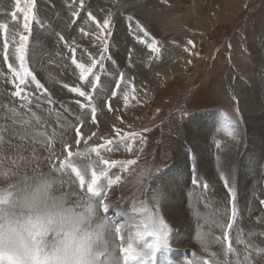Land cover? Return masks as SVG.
I'll return each mask as SVG.
<instances>
[{
	"label": "rangeland",
	"instance_id": "rangeland-1",
	"mask_svg": "<svg viewBox=\"0 0 264 264\" xmlns=\"http://www.w3.org/2000/svg\"><path fill=\"white\" fill-rule=\"evenodd\" d=\"M222 1L0 0V143L8 128L2 123L5 114L23 128L31 124L32 119L38 121L44 116L32 123L46 130L49 138L44 140L60 148L58 159L46 169H60L63 161L65 167L61 171L76 182L81 192L87 191L92 173H96L94 187L103 190L93 199L97 202L103 199L109 206L107 212L102 207L101 211L113 225L120 264H124L121 247L127 249L128 243L135 239L134 234L142 230L140 222L147 221L149 216L153 222L157 220V225L162 221L164 230H169L167 248L158 250L153 258L129 260L128 264H191L193 257L198 255L203 258L196 264H214L213 260L220 258L223 248L229 255L228 261L241 262L242 259L240 264H264V236L252 240L242 222L252 204L256 205L254 212L260 210L264 218V154L261 153H264V142L261 148L254 147L244 113L237 106L240 92L250 91L255 93L264 109V0H240L229 20L200 30L199 23L213 18V9L217 10ZM109 16V27L104 28ZM25 24H28L27 29ZM22 36L28 39L23 50L18 51ZM93 59L97 62L95 67ZM181 63L184 67L179 73L150 89V79L156 72ZM77 64L92 68L85 81L80 80ZM96 77H100V86L94 90L92 84ZM72 88L85 91L91 100L72 92ZM3 102H8L7 106ZM31 112L38 113L35 114L40 118ZM75 114L84 118L79 119L81 124L79 120L76 122ZM47 117L49 123L44 121ZM73 123L95 137L94 143L84 139V135L76 136L77 132L72 133L76 136L74 140L68 130ZM189 133L200 137L202 144L207 143L209 159L197 155L186 135ZM55 137L59 138L54 142ZM59 142L65 144L62 146ZM84 148L89 150V155L77 157ZM225 152L235 157L236 164L232 168L225 164L222 155ZM253 153L258 154L257 159H261L263 165L255 171V176L243 168V164L251 161ZM1 160L4 161V156ZM3 163L8 167L6 161ZM68 165L80 170L83 167L85 184L82 190ZM109 180L112 181L110 185ZM178 190L189 204L192 193L210 194L214 209L218 208L226 216L227 223L220 232L222 236H213L212 246L210 242L206 244L210 247L209 254L207 247V254L204 248L199 249L203 254L192 248L189 237L192 228L183 225L181 230L162 213L171 209L165 201ZM219 194L218 199L215 196ZM154 199L160 200L158 204ZM230 222L231 228L228 227ZM117 226L121 227L119 233ZM218 227L216 225L215 229ZM153 239L144 237L148 242ZM134 247L144 251L135 244Z\"/></svg>",
	"mask_w": 264,
	"mask_h": 264
},
{
	"label": "clouds",
	"instance_id": "clouds-1",
	"mask_svg": "<svg viewBox=\"0 0 264 264\" xmlns=\"http://www.w3.org/2000/svg\"><path fill=\"white\" fill-rule=\"evenodd\" d=\"M93 197L59 168L0 162V264H120L113 225Z\"/></svg>",
	"mask_w": 264,
	"mask_h": 264
},
{
	"label": "bare ground",
	"instance_id": "bare-ground-1",
	"mask_svg": "<svg viewBox=\"0 0 264 264\" xmlns=\"http://www.w3.org/2000/svg\"><path fill=\"white\" fill-rule=\"evenodd\" d=\"M240 0H224L221 2V5L217 8V10L212 11V17L213 18H210L209 16V19H203L202 22L199 23L198 25V28L200 30H203V29H206L212 25H214L215 23H221V22H225L227 20H229L230 17H232V15L235 13L234 11L237 9V6H238V3H239ZM216 5V4H214ZM239 8V7H238ZM198 13V12H197ZM199 14V13H198ZM197 14V15H198ZM203 14V13H202ZM201 15V14H200ZM199 15V17H200ZM195 16V15H194ZM207 17V18H208ZM203 18V17H202ZM206 18V17H205ZM201 20V19H199ZM120 38V37H119ZM42 56V55H41ZM46 63V62H45ZM66 63V62H65ZM48 64V63H47ZM60 64V63H59ZM182 64V65H181ZM180 65H175V66H167L164 70H160L158 72L155 73V75L153 76V78L151 77L150 79V84H151V88L150 89H155L157 87L160 86L161 83H163L164 81H166L169 77L173 76L174 74H177L181 71V69H183L184 67V64L181 63ZM36 65V64H35ZM55 65V64H54ZM40 66V64L38 65ZM46 66V65H45ZM44 67V66H43ZM38 68V67H37ZM40 68V67H39ZM38 68V69H39ZM49 68V67H48ZM47 68V69H48ZM61 69V68H60ZM44 72V71H43ZM55 73V72H54ZM65 74H67L65 72ZM48 75V74H47ZM46 76V75H45ZM67 76V75H66ZM48 77V76H47ZM47 77H45L46 81L48 80ZM57 77V76H56ZM48 78H52L51 76L48 77ZM70 78V77H69ZM68 78V80H70ZM58 79V78H57ZM65 79V78H64ZM63 79V80H64ZM67 79V78H66ZM44 80V79H43ZM42 80V81H43ZM44 80V81H45ZM50 80V79H49ZM67 80V82H68ZM53 81V80H51ZM58 81V80H56ZM66 81V80H65ZM1 83V82H0ZM52 83V82H51ZM55 83V82H53ZM52 83V84H53ZM3 84V83H2ZM50 84V83H49ZM70 85V84H69ZM49 86V85H48ZM1 87V85H0ZM59 87L56 85V88ZM50 88V87H49ZM62 90V89H61ZM61 90H60V94L61 93ZM251 90V89H250ZM53 91V90H52ZM1 92V91H0ZM65 92V91H64ZM104 93V91H103ZM263 93V92H262ZM2 93H0L1 95ZM59 94V95H60ZM65 94V93H64ZM107 95V93H106ZM3 97V96H1ZM63 98V96H61ZM108 97V96H107ZM106 97V98H107ZM150 97V94L148 96V98ZM240 97H241V100H240V103L237 104V106L241 107V112L244 113V120L247 124V127L249 129V136H250V139L253 140L252 142H254V147L258 148L260 147L261 143L264 142V109H263V105H262V102L259 101V99H257V96L255 95V93L253 92H243L241 91L240 92ZM41 98V97H40ZM45 98V97H43ZM68 98V97H67ZM105 98V99H106ZM121 98V96H120ZM141 98V97H140ZM1 99V98H0ZM3 99V98H2ZM7 100V98H5ZM4 99V100H5ZM42 99V98H41ZM116 99V98H115ZM124 98H122V101H123ZM146 99V98H145ZM262 99V98H261ZM5 100V101H6ZM10 101V99H8ZM45 100V99H43ZM41 101V100H40ZM46 101V100H45ZM1 102V100H0ZM39 102V100L37 101ZM42 102V101H41ZM120 102V101H119ZM5 102H3V105H4ZM7 103L6 102V106H7ZM43 103V102H42ZM65 103V102H64ZM117 103V102H116ZM10 104V103H9ZM40 104V103H39ZM61 104V103H60ZM112 104V103H111ZM65 105V104H63ZM0 106L2 107V105L0 104ZM9 107H11V105H8ZM66 106V105H65ZM115 106V105H114ZM0 107V108H1ZM4 107V106H3ZM72 107V106H71ZM5 110H6V107H4ZM68 108V107H67ZM36 109V107H35ZM63 109V108H62ZM34 110V109H32ZM40 110V109H39ZM55 110V108H54ZM57 110V109H56ZM243 110V111H242ZM36 111H38V108L36 109ZM52 111V110H51ZM2 112V111H1ZM0 112V113H1ZM75 113V111H72ZM32 113V112H31ZM30 113V114H31ZM34 114L36 112H33ZM32 113V114H33ZM40 113V112H39ZM43 113V112H42ZM50 113V112H49ZM60 113V112H59ZM77 113V111H76ZM108 114V112H106ZM2 114V113H1ZM0 114V115H1ZM9 114V113H8ZM38 115V113H36ZM35 114V115H36ZM57 114V113H56ZM78 114V113H77ZM36 115V116H37ZM50 115V114H49ZM52 115V114H51ZM68 115V114H67ZM110 115V114H109ZM31 116V115H29ZM40 116V115H39ZM48 116V115H47ZM59 116V115H58ZM70 118H71V114L69 115ZM75 116H77V119H76V122L77 120H79L82 116H80V118L78 117V115L75 114ZM108 116V115H107ZM9 117L10 116H7L5 114V116H3V120H2V123L8 127L6 129V132H4L2 135H3V143L1 144L0 143V162L2 161V163L4 161H6L8 164V167H11V168H17V167H20V166H24L25 164H28L30 165L31 167L33 168H40V169H44V170H47L46 167H51L53 162H54V159L55 161L58 159L57 158V155H58V151L60 148H58V145L56 146V144H54L53 142L51 141H48V140H44L46 138H49V137H46V130L41 126H37L39 124H34L32 123L33 120L35 119H32L31 121V124H29L27 127H22V126H19L18 124H16V121L15 119H12L10 117V120H9ZM38 117V116H37ZM46 117V116H45ZM31 119V117H29ZM35 118V116H34ZM40 118V117H38ZM37 118V119H38ZM44 118V116L42 117ZM40 118V119H42ZM60 119V116L58 117ZM83 118V117H82ZM38 119V121L40 120ZM61 119H64L61 118ZM72 119V118H71ZM75 119V118H74ZM84 119V118H83ZM89 119V118H88ZM82 120V119H81ZM87 120V119H86ZM37 121V120H35ZM37 121V122H38ZM43 120H41L40 122H42ZM45 123H47L48 121H50V118L47 117L46 120H44ZM68 121V120H67ZM72 121V120H71ZM83 122V121H82ZM86 122V121H85ZM30 123V122H29ZM49 123V122H48ZM80 123V120L78 121V124ZM84 123V122H83ZM97 122H94L93 124H95ZM100 123H103V122H100L99 121V124ZM43 124V123H42ZM78 124L77 123H73L72 126H70V128H68V130L70 131V133H74V132H77L76 133V136L78 135L80 137V135H84V139H86L88 142H93L94 143V140H95V137L93 138V136L91 134H86L84 132V129L82 130V128L80 129V127H78ZM81 124V123H80ZM60 125V124H59ZM243 125V124H242ZM47 125H45L46 127ZM49 126V125H48ZM54 126V125H53ZM1 127V126H0ZM56 127V126H54ZM103 127V125L101 126ZM2 128V127H1ZM47 128V127H46ZM62 128V127H61ZM91 128V127H90ZM94 128V127H93ZM104 128V127H103ZM101 128V129H103ZM5 129V128H4ZM50 129V127H49ZM55 129V128H53ZM96 130V128H94ZM100 129V128H99ZM97 128V130H99ZM100 129V130H101ZM244 129V128H243ZM2 131V129H0ZM105 130V129H104ZM58 131V130H57ZM102 131V130H101ZM110 131V129H109ZM112 131V130H111ZM245 131V130H244ZM98 132V131H97ZM241 132V131H240ZM109 133V132H108ZM55 134H58L55 132ZM111 134V133H110ZM193 134V133H192ZM51 135V134H50ZM53 135V134H52ZM64 135V134H63ZM73 135V134H72ZM96 135V134H95ZM188 136V140L191 142L192 146H194V149L196 150L195 152L197 153V155L204 157L207 159H209V155H208V145H206L207 143L204 141V144H202V139L200 138H197L195 137L194 135H191V133L189 134H186ZM49 136V135H48ZM56 136V135H55ZM59 136L61 137L60 133H59ZM75 135H73V139L74 137H76ZM1 137V136H0ZM70 137V136H69ZM59 138V137H58ZM58 138H50L52 139V141L57 140ZM72 138V137H71ZM197 138V139H196ZM244 138V137H243ZM83 139V140H84ZM44 140V141H43ZM67 140V138H66ZM69 140V138H68ZM76 140V138L74 139ZM101 140V139H100ZM210 140V139H209ZM44 142V143H43ZM55 142V141H54ZM65 142V141H64ZM70 142V140H69ZM75 142V141H74ZM77 142V141H76ZM208 142H212V141H208ZM5 143V144H4ZM60 143V142H59ZM71 144H74L71 140L70 142ZM78 143V142H77ZM245 143V142H244ZM42 144L44 147H42ZM62 144H65V143H60ZM76 144V143H75ZM80 144V142H79ZM78 145V144H77ZM61 146V147H62ZM74 147V145L72 146ZM71 147V148H72ZM79 147V146H78ZM213 148V146H212ZM211 148V150H212ZM250 148V147H249ZM251 148H253L251 146ZM261 148V147H260ZM254 150V148H253ZM263 150V148L261 149V151ZM62 152V151H61ZM217 152V151H216ZM262 154H264L263 152H261ZM216 155V154H215ZM222 155H224V159H225V164L228 166V167H231L234 166L236 163L234 162V158L232 155H229L227 154V152L223 153ZM221 155V157H222ZM258 155V154H257ZM257 155H255L254 153L250 156V162L248 164H243V168L244 170L247 172V171H250V175H254L255 176V171H258L257 169H259L260 167H262L263 165H261V159L258 160L257 159ZM2 156H4V161L1 160ZM261 156V155H260ZM182 157V156H181ZM222 157V158H223ZM61 158V157H60ZM200 158V157H199ZM62 159V158H61ZM60 159V161H61ZM88 159V158H87ZM205 159V160H206ZM58 161V162H60ZM77 161V160H76ZM75 162V161H74ZM82 162V161H81ZM92 162V161H91ZM257 162V163H256ZM57 163V162H56ZM78 163V162H76ZM85 163V162H84ZM5 164V163H4ZM90 164V162H89ZM221 163L218 164V166H221L220 165ZM78 165V164H77ZM80 163H79V167H80ZM181 165V164H180ZM238 165V164H237ZM203 166V165H202ZM261 170V169H260ZM209 172V171H208ZM218 174V173H217ZM262 178V177H261ZM253 180V179H252ZM258 181V180H257ZM213 183V182H212ZM214 184V183H213ZM254 184V183H253ZM256 185V184H255ZM213 187L215 189H218L220 190V188L218 186H214ZM250 187V186H249ZM160 188V187H159ZM176 188V187H175ZM222 188V187H221ZM252 189V187H250ZM260 188V187H259ZM195 189V188H194ZM213 189V188H212ZM175 190V189H174ZM197 190V189H196ZM217 190V191H218ZM179 191V190H178ZM176 192L173 196H170V200H166V204L167 205H171V209H166L165 211L161 205L163 204H159V206H161L162 210V213L163 215L166 217V218H169L171 220H173L174 224L179 227V229L181 228V230L183 229L182 226L185 225V226H188L191 230H194V227L197 228L195 229L194 231H190L189 233V237H190V240H191V246L192 248L196 249V250H199V249H203L204 248V253L208 254L210 253L209 252V249L210 247L209 246H206V244L208 245L209 242H210V245L212 244V237L213 236H217L218 238H220V236H222L220 234L221 230L225 227L226 223H227V219L224 217L223 213L221 211L217 209H214L215 207L212 206V203L210 201V194L206 193V192H203V193H200L199 191L195 192V193H192L189 195V200H192L191 203L189 204L188 202H186L183 198H182V195L180 194V191L179 192ZM212 191H215V190H212ZM242 191V190H241ZM258 191V190H257ZM210 192V191H208ZM219 192V191H218ZM249 192V191H248ZM254 192V191H252ZM161 193V192H160ZM190 193V192H189ZM251 193V192H250ZM249 193V195H250ZM173 194V193H172ZM214 194V193H213ZM245 194V193H243ZM248 193H246L247 195ZM254 194V193H253ZM256 194V193H255ZM263 194V193H262ZM164 195V194H163ZM215 195V194H214ZM242 195V194H241ZM248 195V196H249ZM221 194H219L218 196H215L216 198H220ZM224 196V195H223ZM226 196V195H225ZM168 197V196H167ZM238 197V196H237ZM236 197V198H237ZM157 199L158 196H156ZM188 198V197H187ZM223 198V197H221ZM212 199V198H211ZM156 200V199H154ZM215 200V199H214ZM245 200V199H244ZM253 200V199H252ZM157 201V203H156ZM155 201V204H158V201L160 200H156ZM185 201V202H184ZM219 201V200H218ZM251 201V200H250ZM249 201V202H250ZM163 202V201H162ZM255 202V201H254ZM220 203V204H219ZM218 206H221L222 202H219ZM256 203V202H255ZM236 204V202H235ZM165 205V204H164ZM224 206V205H223ZM244 206V205H243ZM256 206V205H255ZM255 206L252 204L250 205L246 212L248 211L249 213H246L244 215V218H242V222H243V226L245 227L247 233H248V236L250 238H252V240H254V238H258V239H262L263 236H264V218H262V214H259L260 210H258L257 212H254V208ZM245 207V206H244ZM220 208V207H219ZM227 208V207H226ZM256 209V208H255ZM174 210V211H173ZM244 210V211H245ZM263 211V210H262ZM263 213V212H262ZM264 214V213H263ZM229 215V214H228ZM158 216V215H157ZM204 217V220L201 219V217ZM161 217V216H160ZM165 218V219H166ZM229 218V217H228ZM161 219V218H160ZM239 221H240V218H238ZM164 220V219H163ZM157 221V220H156ZM155 221V222H156ZM153 222V221H152ZM154 222V223H155ZM238 222V221H237ZM159 223L158 222V225L156 223L157 226H159ZM211 223V224H210ZM240 223V222H239ZM167 223H165L166 225ZM164 225V224H163ZM218 227V225L220 227L216 228L215 227ZM238 225V224H237ZM168 226H169V223H168ZM242 226V225H241ZM170 227V226H169ZM176 228V227H175ZM186 229V227H185ZM244 229V228H243ZM177 230V229H176ZM226 230V229H225ZM235 230V229H234ZM237 230V229H236ZM239 230V229H238ZM166 231V230H165ZM169 231V230H168ZM166 231V232H168ZM240 231V230H239ZM192 232V233H191ZM225 232V231H224ZM223 232V233H224ZM241 232V231H240ZM170 233V232H168ZM183 233V231H182ZM187 233V232H186ZM126 234V233H125ZM220 234V235H219ZM231 232L229 233V236H230ZM245 234V233H244ZM243 234V235H244ZM168 235H171V234H168ZM127 236H128V233H127ZM240 236V235H239ZM245 236V235H244ZM130 237V236H128ZM175 238V236H173ZM183 238H185L186 236H182ZM193 237V238H192ZM168 238V237H167ZM173 238V239H174ZM214 238V237H213ZM234 238V237H233ZM232 238V240H233ZM236 238V237H235ZM193 239V240H192ZM215 239V238H214ZM126 240V238H125ZM175 240V239H174ZM246 240V239H245ZM181 241V240H180ZM219 241V240H217ZM249 241V240H248ZM238 242V241H237ZM243 242V241H242ZM246 242V241H245ZM251 242V241H250ZM259 242V241H258ZM262 242V240H261ZM218 243V242H216ZM216 248L218 247V244H216ZM248 242H246L247 244ZM238 244V247L239 246V243ZM236 244V245H237ZM256 244V243H255ZM214 245V244H213ZM223 245V244H222ZM242 245V244H241ZM249 245V244H248ZM212 246V245H211ZM224 246V245H223ZM243 246V245H242ZM241 246V248H242ZM254 246V245H253ZM208 248L207 252L205 250V248ZM214 247V246H213ZM215 248V250H216ZM251 248H254V247H251ZM250 248V249H251ZM257 248V247H256ZM259 248V247H258ZM222 249V248H221ZM246 249V248H245ZM167 250V249H166ZM213 250V249H212ZM218 251L220 250L217 249ZM259 252L262 251V250H259L257 249ZM142 251V250H141ZM140 251V252H141ZM160 251V250H159ZM190 251V250H189ZM200 251V250H199ZM214 251V250H213ZM212 251V252H213ZM237 251H238V248H237ZM240 251V250H239ZM256 251V250H254ZM203 252L200 251V253L203 254ZM224 254H223V253ZM241 252V251H240ZM250 252V251H249ZM248 252V253H249ZM214 253V252H213ZM218 253V252H216ZM219 253H221L219 256L220 258L216 261L215 259L213 260L216 264H240L242 262V259L239 260L241 262H232V261H228L229 259V255L227 253V250L226 248L222 251H220ZM218 253V254H219ZM254 252L252 251L251 255L254 257L256 255L253 254ZM262 253V252H261ZM196 254V253H195ZM194 254V255H195ZM244 254V253H243ZM247 254V253H246ZM250 254V253H249ZM193 255V254H192ZM198 255V254H197ZM257 255H260V254H257ZM263 255V254H262ZM204 256V255H203ZM207 256V255H206ZM204 256V257H206ZM211 256V255H210ZM195 257V258H194ZM193 257V262L191 264H196V263H200L199 260H201L203 257H201V255H198L197 257L194 256ZM213 256H211L212 258ZM231 257V256H230ZM234 257V256H233ZM242 257V256H240ZM263 257V256H262ZM148 258V257H146ZM153 258V257H152ZM191 258V257H190ZM214 258V257H213ZM224 258L225 260L223 261ZM248 258V257H247ZM255 258V257H254ZM264 258V257H263ZM150 259V258H149ZM244 259V258H243ZM257 259V258H256ZM153 260V259H152ZM233 260V259H232ZM255 260V259H254ZM264 261V259H263ZM251 262V261H250ZM258 262V260H257ZM214 263V264H215ZM259 263V262H258ZM150 264V263H149ZM244 264V263H243ZM257 264V263H256ZM263 264V262H262Z\"/></svg>",
	"mask_w": 264,
	"mask_h": 264
},
{
	"label": "snow or ice",
	"instance_id": "snow-or-ice-1",
	"mask_svg": "<svg viewBox=\"0 0 264 264\" xmlns=\"http://www.w3.org/2000/svg\"><path fill=\"white\" fill-rule=\"evenodd\" d=\"M110 19H111V16H109L108 19H105L104 25H103L104 28L109 27ZM24 27H25V29H27L28 24H25ZM138 27H139V25H138ZM141 31H143V29H141ZM109 35H110V33H109ZM145 36H147V33H145ZM27 39H28L27 36L21 37V48L18 49V51L23 50L24 42L27 41ZM149 47H153V45H149ZM19 58L21 60L24 59L23 56H21ZM73 63H75V61H73ZM96 63L97 62L95 61V59H93L92 66L95 67ZM76 66H77V68L80 69V80L85 81L87 74L92 72V68L91 67L85 68L83 65H80V64H77ZM93 75H95V74L93 73ZM21 83H23V79H21ZM36 86L40 87L39 84H37ZM99 86H100V77H96V82L92 84V87L95 90ZM71 91L74 93H77L80 97L87 96L88 99L91 100V96H89L85 91H82L80 88H72ZM113 95H115V92H113ZM80 107L84 108L85 106L80 105ZM94 111H95V109H93V112ZM121 142H123V138L121 139ZM92 151H95V149H92ZM113 163H115V162H113ZM132 163H134V162H132ZM64 167H65V164L62 161L60 164V170H62ZM68 167H70L71 172L74 174L75 179L78 181L79 186L82 190L83 186L85 184V180L83 178L82 171L73 165H68ZM111 183H112V181L109 180L108 184L110 185ZM94 185H97V176H96L95 172L92 173L91 183L87 184V192L90 195L97 196L100 194V192L103 189H101L99 187H94ZM225 186L226 187L228 186L227 183ZM98 203L100 204V206L103 208V210L105 212H107L109 210V206L106 203H104L103 199L98 201ZM233 215L235 216V210L233 212ZM140 223L142 225V230L137 231L134 234L135 239L128 243L127 249H125L123 247H121V249H120V252L122 254H124L123 255L124 264H128L129 260H134V259H138V258L143 260L144 257H155V254L158 250H160L161 248H167L168 233L164 230L165 226L163 225L162 221H160L159 226H157L154 222H152V217L149 216L147 221H141ZM228 227L229 228L232 227L231 222L229 223ZM120 231H121V227L117 226L116 232L119 233ZM145 236H151L154 239L151 242H148V241L144 240ZM227 236H228V234L225 233V238H227ZM134 244L137 245L139 248H143L144 251L143 252L138 251L137 248L134 247Z\"/></svg>",
	"mask_w": 264,
	"mask_h": 264
}]
</instances>
